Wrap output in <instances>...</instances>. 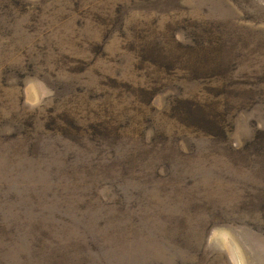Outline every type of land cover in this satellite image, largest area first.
<instances>
[{
	"label": "rangeland",
	"instance_id": "rangeland-1",
	"mask_svg": "<svg viewBox=\"0 0 264 264\" xmlns=\"http://www.w3.org/2000/svg\"><path fill=\"white\" fill-rule=\"evenodd\" d=\"M0 264H264V0H0Z\"/></svg>",
	"mask_w": 264,
	"mask_h": 264
}]
</instances>
